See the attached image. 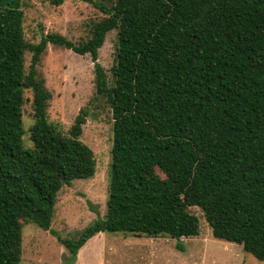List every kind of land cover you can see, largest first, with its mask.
<instances>
[{
	"label": "trees",
	"instance_id": "16d2710c",
	"mask_svg": "<svg viewBox=\"0 0 264 264\" xmlns=\"http://www.w3.org/2000/svg\"><path fill=\"white\" fill-rule=\"evenodd\" d=\"M77 1L104 17L75 44L57 33L27 42L22 0H0V264H21L25 225L54 235L64 189L96 170L81 141L86 112L66 133L47 120L37 66L49 44L90 57L95 94L112 113L105 214L74 239L57 236L65 263L100 233L196 237L192 207L213 238L264 262V0ZM113 30L108 78L98 50Z\"/></svg>",
	"mask_w": 264,
	"mask_h": 264
},
{
	"label": "rangeland",
	"instance_id": "374dc122",
	"mask_svg": "<svg viewBox=\"0 0 264 264\" xmlns=\"http://www.w3.org/2000/svg\"><path fill=\"white\" fill-rule=\"evenodd\" d=\"M22 0L23 33L29 43L52 33L77 44L90 37L92 26L104 14L93 5L77 0ZM110 6L112 0H93ZM116 44V31L106 34L98 50L97 62L110 77ZM30 56L26 55L25 66ZM38 75L50 94L46 116L49 123L66 133L76 116L87 114L81 141L93 152L96 170L92 178L74 180L64 189L50 229L54 235L35 225L22 231L21 264H67L68 253L57 236L74 239L85 227L104 217L112 147V113L97 97L94 87L93 63L88 55L48 45L37 66ZM24 146L30 147L28 128L32 125L31 94L24 93ZM199 222L196 237L179 240L139 238L121 233H100L89 239L78 251L73 264H264L243 251L240 245L213 238L212 231L199 209L190 208Z\"/></svg>",
	"mask_w": 264,
	"mask_h": 264
}]
</instances>
